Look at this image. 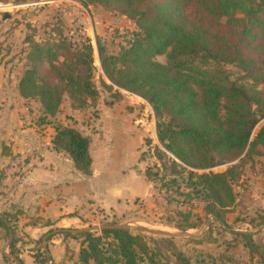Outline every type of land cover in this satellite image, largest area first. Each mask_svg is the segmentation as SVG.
<instances>
[{"label":"trees","instance_id":"trees-1","mask_svg":"<svg viewBox=\"0 0 264 264\" xmlns=\"http://www.w3.org/2000/svg\"><path fill=\"white\" fill-rule=\"evenodd\" d=\"M81 1L136 22L139 32L117 55L99 46L103 73L114 86L153 107L159 142L182 165L204 172L197 177L191 172L196 181L187 187L204 196L209 214L223 222L221 211H230L236 202L233 187L242 163L264 143V128L252 140L264 120V93L231 82L223 65H237L253 82L264 84V0ZM59 38L33 44L30 66L18 86L23 98L37 99L52 117L66 95L82 105L98 95L93 46ZM162 56L166 63L157 61ZM55 132L54 149L66 152L75 168L90 176V139L73 128L58 126ZM237 160L225 173H206ZM103 235H80L86 246L78 264H142L146 258L155 264L141 234L104 230ZM240 235L249 241L247 247H254L251 235ZM111 237L114 250L104 241Z\"/></svg>","mask_w":264,"mask_h":264},{"label":"rangeland","instance_id":"rangeland-1","mask_svg":"<svg viewBox=\"0 0 264 264\" xmlns=\"http://www.w3.org/2000/svg\"><path fill=\"white\" fill-rule=\"evenodd\" d=\"M227 22L228 19L222 21ZM138 32L134 20L100 4L81 0H0V90L4 93L17 94V80L30 66L29 54L34 43L46 44L61 36L78 46H93V84L98 93L95 99L86 98V104L82 105L66 95L60 111L53 117L45 114L37 99L23 102L15 97L12 106V113L22 116L28 115L25 110L29 109L36 118L32 122L37 123L39 133L45 132V136L49 137L58 126L78 130L91 141L90 179L119 180L118 187L126 198L121 201V197L103 198L101 202L106 209L98 208L84 224L71 230H91L96 236H104V229L115 227L160 231L166 235L136 233L145 238L155 264H183L184 257L191 264H264V143L242 163L240 178L233 187L235 205L230 211H221L223 222L218 221L209 214L208 200L194 193L196 189L187 187L188 182L196 181L195 178L191 181V172H195L194 177L204 172L185 167L168 153L157 138L158 120L153 107L143 98L114 86L103 73L99 46L117 55ZM157 61L166 63V57H158ZM223 70L231 82L264 93V84L253 82L237 65H223ZM3 109L0 107V112H10ZM23 119L22 127L14 123L12 132L28 126L29 121ZM263 128L264 120L256 127L252 140ZM18 157L13 158L15 163L23 160L22 154ZM238 161L206 173H225ZM5 173V169L0 170V179ZM22 174V170L15 173L20 178ZM142 183L154 193L147 200L138 199L136 210L132 198ZM112 207L118 217L113 215ZM131 215L138 216L131 218ZM18 216L22 217V212L14 209L8 218L0 219V264H8L2 256L5 250L9 261H13L9 264H28L30 257L36 263L48 260L49 243L60 234L55 232L37 242H22L26 236H19ZM240 234L251 235L254 247H247L249 241ZM80 235H74L78 236L76 243L68 238L74 250L66 247L64 264L75 263L84 239ZM104 241L109 250L115 249L112 237ZM142 264H149L148 259Z\"/></svg>","mask_w":264,"mask_h":264},{"label":"crops","instance_id":"crops-1","mask_svg":"<svg viewBox=\"0 0 264 264\" xmlns=\"http://www.w3.org/2000/svg\"><path fill=\"white\" fill-rule=\"evenodd\" d=\"M20 80L21 78L17 80L18 86ZM15 97L23 102L31 100L23 98L19 89H17V94H8V92L4 93L0 90V107L10 109V112H0V170L5 169L6 172L4 178L0 179L2 180L0 181V193L5 196V200L0 202V213H3L0 219L8 218L7 215L14 209H19L22 212V217L18 216L20 219L19 236L20 238L26 236L22 242H37L41 238L55 234V232L59 233L60 235H56L49 243L51 253L48 254L49 259L44 264H64L65 250L68 251L66 247L74 250L71 241L75 242V239L78 238V236H74L75 234H82L77 233L82 231L73 232L71 229L84 224L83 222L94 215L98 208L106 209L103 208L105 206L101 202L103 198L115 196L121 197V201L126 197L121 194V188L118 187L119 180L97 181L90 179L93 176V159L90 176L79 172L66 152L54 149L55 129L53 133L49 134V137L47 134L45 136V132L39 133V126L32 122L36 118L29 112V109H24L28 115L26 113L24 116L19 113L13 114L12 106L17 99ZM23 118L31 123L28 122L25 129L21 128L15 133L12 132L14 123L22 127L25 122ZM18 153L22 154L23 158L21 159L24 161L16 162L17 165L13 158H19ZM21 170L23 173L21 176L24 175L22 178L19 177L20 174L15 175L17 171ZM144 187H147V192ZM137 190L138 192L133 195L132 199L137 204L136 210H139L138 199L147 200L148 195H153L154 192H151L148 185L143 183ZM140 191H142L141 194ZM110 210L114 211L113 215H116L114 207ZM120 218H124V216H120ZM27 238L29 239L27 240ZM68 238L72 240L69 241ZM84 245L86 246L83 239L73 264L79 263L80 252ZM2 256L8 264L13 262L9 261L6 250ZM72 258L74 259V257ZM28 264H43V261L36 263V260L30 257Z\"/></svg>","mask_w":264,"mask_h":264},{"label":"water","instance_id":"water-1","mask_svg":"<svg viewBox=\"0 0 264 264\" xmlns=\"http://www.w3.org/2000/svg\"><path fill=\"white\" fill-rule=\"evenodd\" d=\"M112 229L113 230H123V231H127V232H130V233H139V232H141V233H149V234H152V235H166V234H164V233H162L160 231L151 230V229L144 228V227H137V228L115 227V228H112ZM84 232H90V230L77 232V233H84Z\"/></svg>","mask_w":264,"mask_h":264}]
</instances>
